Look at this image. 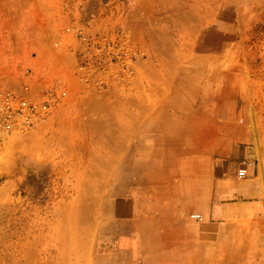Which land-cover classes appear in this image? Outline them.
<instances>
[{"label": "rangeland", "instance_id": "obj_1", "mask_svg": "<svg viewBox=\"0 0 264 264\" xmlns=\"http://www.w3.org/2000/svg\"><path fill=\"white\" fill-rule=\"evenodd\" d=\"M30 79L68 93L0 137V264H264V0H0V92ZM231 126L258 216L213 222L188 203Z\"/></svg>", "mask_w": 264, "mask_h": 264}, {"label": "crops", "instance_id": "obj_2", "mask_svg": "<svg viewBox=\"0 0 264 264\" xmlns=\"http://www.w3.org/2000/svg\"><path fill=\"white\" fill-rule=\"evenodd\" d=\"M138 108V104H135ZM152 125V120L150 121ZM233 126L225 136V141L220 147L217 146L210 158L214 161V168L210 175L209 192L197 191L194 198L188 203L196 210L208 212L210 220L231 221L238 218H255L253 213L257 205L256 195L258 182L253 168L249 169L247 177L238 179V170L245 160H249V149L242 144L234 142ZM131 163V162H130ZM132 167V163L130 164ZM155 172L161 173V169ZM199 192V193H198ZM201 213V212H200ZM180 217L179 214L168 215L166 220ZM264 220V196L261 180V221ZM170 231L162 232V237H169ZM262 237V235H261Z\"/></svg>", "mask_w": 264, "mask_h": 264}, {"label": "built area", "instance_id": "obj_3", "mask_svg": "<svg viewBox=\"0 0 264 264\" xmlns=\"http://www.w3.org/2000/svg\"><path fill=\"white\" fill-rule=\"evenodd\" d=\"M67 32L74 36V42L90 44L94 41L93 37L75 27H68ZM68 43L73 44L70 41ZM72 60L75 70H70L69 66L66 67L65 63H62L59 64L60 72L82 74L83 69L87 67V60L77 54L73 55ZM29 76L32 74L28 69L26 77ZM27 81L20 89L8 88L0 92V137L14 131L24 132L33 129L38 124L47 121L57 105L67 96V89L58 81H54L47 89L40 91L33 90V85L30 83L32 79ZM252 165L253 162L250 159L245 160L238 170V177L241 179L247 177ZM190 217L199 221L204 219L201 213H192Z\"/></svg>", "mask_w": 264, "mask_h": 264}, {"label": "bare ground", "instance_id": "obj_4", "mask_svg": "<svg viewBox=\"0 0 264 264\" xmlns=\"http://www.w3.org/2000/svg\"><path fill=\"white\" fill-rule=\"evenodd\" d=\"M66 55H67V54H66ZM72 79H73V78H72ZM73 81H74V80H73ZM72 83H73V82H72ZM74 83H75V82H74ZM72 85H73V84H72ZM72 85H71V86H72ZM74 87H75V86H74ZM76 88H77V86H76ZM78 103H79V102H78ZM72 147H73V146H72ZM116 149H117V148H116ZM115 153H116V152H115ZM99 173H100V172H99ZM101 173H102V172H101ZM95 174H96V172H95ZM106 174H107V173H106ZM98 176H99V175H98ZM103 177H104V176H103ZM106 177H107V176H106ZM96 180H97V179H96ZM98 180H99V179H98ZM87 182H88V181H87ZM90 183H92V182H90ZM104 183H105V182H104ZM90 185H91V184H90ZM93 185H94V184H93ZM93 185H92L91 187H93ZM98 186H99V185H98ZM102 186H103V185H102ZM88 187H89V186H88ZM94 187H95V186H94ZM82 188H84V186L81 187V189H82ZM98 188H99V187H98ZM104 188H105V187H104ZM89 189H90V187H89ZM92 189L94 190V189H97V188L95 187V188H92ZM90 190H91V189H90ZM98 190H99V189H98ZM100 190H101V188H100ZM82 191H84V190H82ZM87 192H88V190H87ZM89 192H92L91 194H94V193H95V191H89ZM89 192H88V193H89ZM98 192H99V191H98ZM84 193H85V191H84ZM84 193H82V194H84ZM85 194H86L85 196H87V193H85ZM89 194H90V193H89ZM95 194H96V193H95ZM99 194H100V193H99ZM88 196H91V195H88ZM98 196H99V195H98ZM86 198L88 199V197H86ZM87 199H86V200H87ZM83 208H84V207H83ZM82 212H83V211H82Z\"/></svg>", "mask_w": 264, "mask_h": 264}]
</instances>
